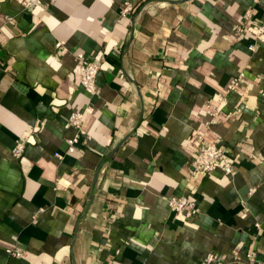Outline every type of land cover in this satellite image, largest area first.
<instances>
[{
    "label": "crops",
    "instance_id": "crops-1",
    "mask_svg": "<svg viewBox=\"0 0 264 264\" xmlns=\"http://www.w3.org/2000/svg\"><path fill=\"white\" fill-rule=\"evenodd\" d=\"M34 1L0 0V264L262 260L264 43L250 51L235 30L248 10L264 24V0ZM77 52L100 64L96 95ZM74 111L91 139L67 154ZM196 131L231 174L191 175ZM181 195L199 208L190 220L167 208Z\"/></svg>",
    "mask_w": 264,
    "mask_h": 264
},
{
    "label": "built area",
    "instance_id": "built-area-1",
    "mask_svg": "<svg viewBox=\"0 0 264 264\" xmlns=\"http://www.w3.org/2000/svg\"><path fill=\"white\" fill-rule=\"evenodd\" d=\"M56 2V0H47L46 6H51ZM253 4L259 3V0H252ZM41 0H36L34 2H27L26 8L31 9L34 6L41 5ZM129 15V4L127 2L123 3L121 9V16L127 17ZM249 34L254 44H250L248 49L250 51L255 50V44L264 43V24L256 25L252 23V12L250 10L244 13L242 22L237 26L235 30V35L237 37L245 36ZM55 48L59 50L60 55H65L68 50L63 43L57 42ZM74 60L78 67L80 84L89 95H96L98 93L96 87V76L100 70V64L91 60L84 54L77 52L74 55ZM243 79V74H239L234 80L228 91L234 90L240 81ZM262 83L264 84V77L262 78ZM225 95H220L214 102L206 104V110L209 115V120L205 123L206 127L214 125L217 123V117L221 110V105L225 102ZM83 113L80 111H74L69 115L68 124L73 128L74 135L67 140V154H72L76 150V146L81 140L89 141L91 138L86 134L83 129ZM195 141L197 142V152L193 158L191 164V175H207L212 173L218 165L225 174H231L233 171L232 160L227 157L225 150L213 143L208 142L200 132L194 133ZM25 145L23 143L16 144L12 149L11 154L14 158H21ZM54 158L57 161L63 159V155L60 153H55ZM167 208L170 213L174 215H181L185 219L190 220L198 215L199 208L196 203L185 195L172 196L166 201ZM15 256H21L18 252H12ZM213 255L209 254L203 259V264H211L213 262ZM243 264H264V257L262 260L257 261L252 255L247 256V261Z\"/></svg>",
    "mask_w": 264,
    "mask_h": 264
},
{
    "label": "water",
    "instance_id": "water-1",
    "mask_svg": "<svg viewBox=\"0 0 264 264\" xmlns=\"http://www.w3.org/2000/svg\"><path fill=\"white\" fill-rule=\"evenodd\" d=\"M185 1H189V0H185ZM172 3H177V2L173 1Z\"/></svg>",
    "mask_w": 264,
    "mask_h": 264
}]
</instances>
